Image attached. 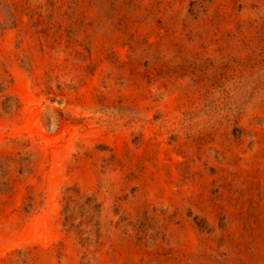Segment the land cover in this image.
<instances>
[{"label":"rangeland","instance_id":"1","mask_svg":"<svg viewBox=\"0 0 264 264\" xmlns=\"http://www.w3.org/2000/svg\"><path fill=\"white\" fill-rule=\"evenodd\" d=\"M0 264H264V0H0Z\"/></svg>","mask_w":264,"mask_h":264},{"label":"trees","instance_id":"2","mask_svg":"<svg viewBox=\"0 0 264 264\" xmlns=\"http://www.w3.org/2000/svg\"><path fill=\"white\" fill-rule=\"evenodd\" d=\"M3 191L6 192L7 190H3L1 185H0V193L3 192Z\"/></svg>","mask_w":264,"mask_h":264}]
</instances>
